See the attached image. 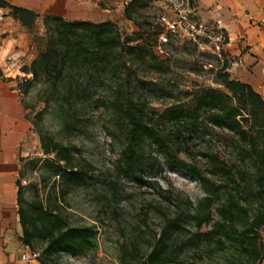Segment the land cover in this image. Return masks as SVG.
Wrapping results in <instances>:
<instances>
[{
    "label": "trees",
    "instance_id": "obj_1",
    "mask_svg": "<svg viewBox=\"0 0 264 264\" xmlns=\"http://www.w3.org/2000/svg\"><path fill=\"white\" fill-rule=\"evenodd\" d=\"M144 1L150 2L130 0L124 7V17L138 27L139 38L144 34L143 24L134 13L145 6ZM190 3L194 5L195 0ZM0 8L8 9L10 17L34 34L39 49L30 66L22 68L31 75L24 81L23 94L40 85L39 96L45 109L59 107L66 113L81 107L86 96H93L94 81L102 87L103 96H112L109 105L126 123L123 136L127 175L140 187L157 190L165 201L175 203L172 212L163 215L157 236L150 238L140 231L123 238L118 246L119 264L264 261V98L251 85L230 77L228 61L222 66L218 88H202L191 107L169 111L175 133L167 138L162 130L149 125L143 107L130 97L138 94L137 74L131 70L140 64H157L160 58L154 48L134 45L137 40L123 36L111 21H70L58 15H40L5 0H0ZM41 16L43 36L36 31V21ZM0 78L5 79L1 69ZM204 113L220 132V146L209 141L197 145L204 138L199 127ZM43 114L44 110L28 120L39 137L45 156L43 165L51 169L55 178L53 191L56 193L58 187L64 196L73 187L87 183L92 165L76 146L63 144L43 129ZM146 140L154 141L174 166L182 165L178 157L181 153L197 160L188 170L198 181L201 198L196 202L183 200L180 194L161 190L143 176L137 161ZM16 185L22 227L19 240L32 252L38 243L44 245L38 264H56L59 253L77 257L95 249L92 227L71 224L62 214L61 204L52 203L51 197L28 202L20 180Z\"/></svg>",
    "mask_w": 264,
    "mask_h": 264
},
{
    "label": "rangeland",
    "instance_id": "obj_2",
    "mask_svg": "<svg viewBox=\"0 0 264 264\" xmlns=\"http://www.w3.org/2000/svg\"><path fill=\"white\" fill-rule=\"evenodd\" d=\"M129 1L90 0L85 1L86 4L81 0L79 12L92 14L94 23H115L123 36L137 40L134 45L142 44L151 50L158 44L160 33L165 31L159 21L165 11L157 0L143 2L145 6L134 13V17L143 24L144 34L140 39L137 37L138 27L124 17L123 7ZM103 9L111 11L106 12L108 17H101ZM194 18L213 22L199 16L196 11ZM39 22L43 23L42 18ZM169 49L168 59H160L157 64H140L131 70L137 74L135 78L138 83L134 84L138 85V94L130 96L143 107L149 125L162 130L167 138L175 133L168 119L169 111L180 106L191 107L199 97L195 96L196 93L202 88H218L222 66L225 61H230L226 56L218 57L201 42L184 40L182 45L173 44ZM238 69L243 72L245 64L238 65ZM30 78L31 75L22 74L13 78H0V86L5 91L12 96H19L24 129L27 131L26 138L20 140L12 155L17 163L16 179L20 180L28 202L46 201L51 197L52 203L61 204V212L71 224L92 227L96 237V247L92 252L77 257L59 253L55 257L56 264H119L118 246L123 238L140 231L150 238L157 236L163 224V215L170 214L175 203L165 201L157 194V190L140 187L127 175L123 136L126 123L113 111L109 105L112 96H103L102 87L93 81V96H86L84 104L77 110L69 109L64 113L59 107L45 109L39 96L40 85L31 87L27 94H23L24 81ZM251 78L250 75L244 80ZM0 94L10 96L7 93ZM43 110V129L63 144L76 146L92 165L87 183L73 187L64 196L58 187L56 193L53 191L55 178L51 175V169L43 165L45 156L40 140L35 127L28 120ZM74 115L75 118L71 117ZM200 124L204 138L199 139L197 145L209 141L214 146H220V132L207 121L206 113ZM178 157L182 165L174 166L154 141L146 140L142 144L137 166L143 176L154 181L161 190H171L180 194L183 200L196 202L203 194L188 167L197 160L183 153ZM171 201L175 202V199ZM261 234L264 235V228ZM43 248L44 245L38 243L33 252L29 249L32 256L35 255L32 260L38 259Z\"/></svg>",
    "mask_w": 264,
    "mask_h": 264
},
{
    "label": "crops",
    "instance_id": "obj_3",
    "mask_svg": "<svg viewBox=\"0 0 264 264\" xmlns=\"http://www.w3.org/2000/svg\"><path fill=\"white\" fill-rule=\"evenodd\" d=\"M5 1L40 15H58L70 21H93L92 14L79 12L81 0ZM85 1L90 0H83V3ZM195 4L193 7L199 16L218 21L224 27L229 40L226 54L230 58V77L251 85L264 98V25L261 23L264 0H195ZM106 12L111 11L103 9L101 17H108ZM0 15V69L4 77L13 78L21 74L30 77L22 68L30 66L39 54L34 34L10 17L8 9L0 8ZM40 18L36 21V31L43 35L44 25L39 22ZM243 64L245 69L241 72L238 65ZM250 75L251 80L245 81L244 78ZM0 93L9 94L1 86ZM18 98L0 96V264H38L37 260H22V254L30 251L19 240L22 227L17 214L18 171L12 155L20 140L26 138L27 131Z\"/></svg>",
    "mask_w": 264,
    "mask_h": 264
},
{
    "label": "built area",
    "instance_id": "obj_4",
    "mask_svg": "<svg viewBox=\"0 0 264 264\" xmlns=\"http://www.w3.org/2000/svg\"><path fill=\"white\" fill-rule=\"evenodd\" d=\"M157 0L165 13L159 17L160 25L165 29L160 33L158 44L154 47L157 56L166 60L170 57V47L182 45L184 40L205 44L218 57L227 56L229 43L224 27L218 21L203 22L195 19V10L190 0ZM165 5V6H164ZM158 6V7H159ZM2 15H0V19ZM264 25V19L261 22ZM32 254L24 252L23 261L32 260Z\"/></svg>",
    "mask_w": 264,
    "mask_h": 264
},
{
    "label": "bare ground",
    "instance_id": "obj_5",
    "mask_svg": "<svg viewBox=\"0 0 264 264\" xmlns=\"http://www.w3.org/2000/svg\"><path fill=\"white\" fill-rule=\"evenodd\" d=\"M0 96H2L1 94H0ZM1 119H2V117H1ZM4 122V121H3ZM2 146V145H1ZM4 147V146H3Z\"/></svg>",
    "mask_w": 264,
    "mask_h": 264
}]
</instances>
